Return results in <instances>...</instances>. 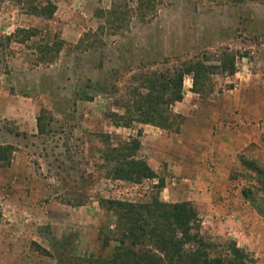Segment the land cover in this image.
I'll return each instance as SVG.
<instances>
[{"label":"rangeland","instance_id":"1","mask_svg":"<svg viewBox=\"0 0 264 264\" xmlns=\"http://www.w3.org/2000/svg\"><path fill=\"white\" fill-rule=\"evenodd\" d=\"M136 4L0 0V156L6 160L0 165V264H97L119 238L104 200L145 201L159 178L158 197L165 201L171 189L176 195L171 192L170 203L181 202L184 189L174 188L175 175L164 169L138 183L107 175L102 159L107 146L135 137L137 157L145 160L142 128H158L136 121L116 125L124 108L134 115L125 102L134 90L144 91L141 76L166 75L186 60L217 65L225 50L234 55V73L248 70L253 86L264 84V0H152V16L122 15ZM49 10L48 18L38 15ZM234 73H210L201 95L190 92V77L183 76L182 92L196 102L231 100L228 90L235 82L230 77L239 80ZM246 97L252 104L262 100L264 107V91L252 88ZM175 105L167 112L178 115L177 130L154 133L151 128L157 139L153 148H161L163 140L179 148L173 133L183 116ZM261 127L264 119L255 125ZM240 154L264 164L261 154L238 153L226 180L214 184V196L197 204L202 210L189 203L206 241L232 240L250 256L247 264H264V219L241 196V188L253 182L238 161ZM211 160H206L209 176L215 171ZM222 191L231 197L237 191L241 198L233 203L242 216L239 224L230 223L233 231L226 216L206 218L209 204L223 208L224 200H232L222 199Z\"/></svg>","mask_w":264,"mask_h":264},{"label":"trees","instance_id":"2","mask_svg":"<svg viewBox=\"0 0 264 264\" xmlns=\"http://www.w3.org/2000/svg\"><path fill=\"white\" fill-rule=\"evenodd\" d=\"M135 1L136 8L131 11L122 5L126 8L122 15L130 12L140 17L152 16V0ZM112 8L116 6L113 4ZM114 12L111 9L110 13ZM51 13L49 10L38 15L48 18ZM214 71L232 75L234 55L222 50L217 65H204L198 59L186 60L170 67L166 75L157 72L151 78L141 76L144 91L134 90L132 100L125 102L133 107L134 115L124 108V114L119 117L122 121L115 122L116 125L128 127L136 121L159 129L174 126L172 129L177 130L179 117L168 113L167 108L182 99L183 76L190 77V92L201 95L205 92L203 88L207 85L208 75ZM138 149L139 141L135 137L107 146L102 159L108 166V177L133 183L156 178L145 160L137 157ZM237 157L253 182L241 188V196L264 219V164L241 154ZM1 161L6 163L3 156H0V165ZM161 187L162 180L157 178L152 184L155 191L145 201H103L115 218L119 238L109 257L97 264H247L251 261L248 253L232 240L217 244L206 241L200 233V221L191 203L161 200L158 197Z\"/></svg>","mask_w":264,"mask_h":264},{"label":"crops","instance_id":"3","mask_svg":"<svg viewBox=\"0 0 264 264\" xmlns=\"http://www.w3.org/2000/svg\"><path fill=\"white\" fill-rule=\"evenodd\" d=\"M235 74L239 76V80L236 82V79L230 77L231 81L235 82L233 89L228 90L229 93H233L231 100H220L221 97H216L196 102L192 96L182 92V99L173 106L174 111L183 116L178 131L173 133V140L178 143L179 148L174 143L163 142L164 140L161 142V148H153L157 139L149 134L151 128L154 129V133L165 130L158 128L155 130L148 125L142 128L140 144L144 143L146 146L144 150L147 154L146 163L154 173L164 169L168 176L175 175L176 182L180 180L179 183H174L176 185L174 188L184 189L181 191L183 197L178 201L192 202L198 206L204 199L212 198L217 189L214 184L219 185V181L226 180L229 169L237 165L235 156L238 153L254 157L257 154L264 156V127L255 128L258 121L264 119L262 100L256 99L252 104L246 97L252 88L260 94L263 93L264 84L253 86L254 76H250L248 70H244L241 75L239 72ZM187 93L190 92L187 90ZM234 95L237 98L236 102H233ZM209 159H212L215 170L212 176H209L206 170L208 166L206 160ZM169 178L165 181L168 182ZM220 189H224L223 186H220ZM172 191L174 192L169 189L168 198H163L165 201H171L169 197ZM222 192V199L232 200H224L221 209L208 203L206 218H211L212 215L226 216L229 230L233 231L230 223L237 225L242 218L238 210L234 211L233 203L241 202V198L237 191L235 197L227 196L226 191ZM173 195H176L175 192ZM233 220L235 223H232ZM247 225L251 226L249 222L244 226L247 228ZM242 230L249 232L251 229Z\"/></svg>","mask_w":264,"mask_h":264}]
</instances>
